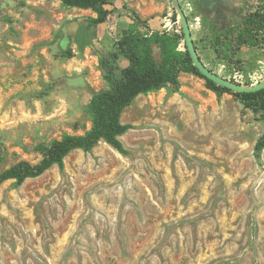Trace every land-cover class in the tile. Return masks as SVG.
Listing matches in <instances>:
<instances>
[{"label": "rangeland", "instance_id": "1", "mask_svg": "<svg viewBox=\"0 0 264 264\" xmlns=\"http://www.w3.org/2000/svg\"><path fill=\"white\" fill-rule=\"evenodd\" d=\"M153 1L161 11L146 14L150 0H139L137 15L164 31L175 20L172 1ZM178 1L209 67L243 85L264 79V50L243 48L234 57L241 63L226 64L208 50V21L218 19L203 16L197 0ZM4 6L0 172L38 163L40 145L84 134L92 93L107 87L87 45L97 43L98 26L83 46L70 38L92 12L40 0ZM106 39L113 49L120 38ZM122 122L131 126L121 137L126 154L100 142L38 178L0 186V264H264L263 112L181 74L178 91L135 100Z\"/></svg>", "mask_w": 264, "mask_h": 264}, {"label": "trees", "instance_id": "2", "mask_svg": "<svg viewBox=\"0 0 264 264\" xmlns=\"http://www.w3.org/2000/svg\"><path fill=\"white\" fill-rule=\"evenodd\" d=\"M47 1H60L67 8L91 10L96 16L88 19V29L106 23L112 13L108 9L112 5L110 0ZM222 16V21H208V50L214 51L230 66L241 63L240 60L234 61V57L243 48L264 50V0H247L232 10L224 9ZM130 17L133 23L123 31L112 50L104 53L93 41L87 43L93 55L98 57L99 69L107 84L106 88L92 93L89 104L91 128L82 135H64L49 145L38 146L36 152L41 153L42 159L36 164L20 161L0 172V186L9 180L22 185L28 179L38 178L52 167L62 166L65 158L73 151L88 152L100 142L126 154L121 137L131 126L122 122L125 110L142 94L147 95L167 87L178 91L181 74L199 76L217 95L233 94L246 108L264 114V89L256 93L239 94L216 85L202 76L194 66L185 43L182 45V30L181 33L153 31L136 12L131 11ZM174 18L176 20V13ZM195 48L201 61L215 72L204 62L196 41ZM63 54L72 57L69 44L64 47ZM123 59L128 61V66L123 67ZM231 80L235 82L233 78ZM262 150L264 134L256 145L257 156H260Z\"/></svg>", "mask_w": 264, "mask_h": 264}, {"label": "crops", "instance_id": "3", "mask_svg": "<svg viewBox=\"0 0 264 264\" xmlns=\"http://www.w3.org/2000/svg\"><path fill=\"white\" fill-rule=\"evenodd\" d=\"M40 1L51 3L60 9L61 8L69 9L67 7H64L60 1H47V0H40ZM113 1L114 2H111V0H110L112 5L108 6V9L112 11V13L109 16L108 21L102 25H99L98 28L96 30H94L95 32L98 31V34L96 36V37H98L96 39L98 41L96 44L95 43L94 44L96 45V47L101 52H104V53H107L108 51L112 50L110 48V46L106 43L109 41L106 38L108 36L116 37L117 35H119V38H120L123 31L128 29L129 26L133 23V21L130 17L131 11L133 10L138 14L140 12L139 10H141V4H139V0H113ZM141 1H147V0H141ZM244 1H247V0H221L222 5L224 7H228V8L237 7L240 4H242ZM125 4H127L126 5L127 8H125ZM163 6H164L163 4H162V6L160 4L157 5V4H155V2L153 0H150V3L147 4V7H149V9L145 10V12H146V14H148V13L153 14V13L161 11ZM71 9L75 10V12H77V11L92 12L91 10H82V9H78V8H71ZM87 24H88V22H87ZM149 27L153 31H155V30L161 31L160 28L159 29L157 28L158 23L156 22L155 19L149 22ZM86 30H88V25L85 28V30L79 29L78 30L79 33L76 32L75 34H70V38L75 37V40L78 42V44L80 46H83V44H81L82 43L81 40L89 36L86 33ZM106 33H108V34H106ZM89 34H90V36H92V33H89ZM67 35H68V32H67ZM193 39L195 42L194 36H193ZM95 57L98 59L97 56H95ZM121 64L123 65V67H126V66H128L129 63L127 60L123 59V60H121ZM149 94H151V93H149ZM145 99H146V95L142 94V95L138 96L135 100L138 101V100H145Z\"/></svg>", "mask_w": 264, "mask_h": 264}, {"label": "water", "instance_id": "4", "mask_svg": "<svg viewBox=\"0 0 264 264\" xmlns=\"http://www.w3.org/2000/svg\"><path fill=\"white\" fill-rule=\"evenodd\" d=\"M174 10L178 15L181 24V30L184 35V43L187 48V51L193 61L194 66L198 69L200 74L204 76L207 80L214 82L216 85L228 89L234 93H256L264 89V79L253 86L243 85L236 82H233L230 79H227L216 72L209 69L200 59L197 50L195 48V42L192 35V29L187 15L185 14L182 5L178 0H171ZM204 5L206 10H209L211 4L216 3L217 0H200ZM63 33L66 36L67 32L63 29Z\"/></svg>", "mask_w": 264, "mask_h": 264}, {"label": "flooded vegetation", "instance_id": "5", "mask_svg": "<svg viewBox=\"0 0 264 264\" xmlns=\"http://www.w3.org/2000/svg\"><path fill=\"white\" fill-rule=\"evenodd\" d=\"M245 2V1H244ZM243 2V3H244ZM242 3V4H243ZM216 4H219L220 6L218 7V6H216ZM242 4H240V5H242ZM197 5H199L200 6V9H199V12L203 15V16H206V15H209V14H213V16L214 17H216L218 20V22L219 21H222V18H223V16H222V12H223V10L224 9H230V10H232V9H234V8H228V7H224L223 5H222V2H221V0H217V2L216 3H213V4H211V6H210V8H209V10H206L205 8H204V5L200 2V0H197ZM239 5V6H240ZM0 9L1 10H4L5 9V6H4V0H0ZM221 9V10H220ZM210 20H212V19H210ZM213 21V20H212ZM227 25V24H226Z\"/></svg>", "mask_w": 264, "mask_h": 264}, {"label": "built area", "instance_id": "6", "mask_svg": "<svg viewBox=\"0 0 264 264\" xmlns=\"http://www.w3.org/2000/svg\"><path fill=\"white\" fill-rule=\"evenodd\" d=\"M198 25H200V19H196ZM164 31L167 33H179L181 32V24L179 18L174 20L173 22L169 21L168 23L165 24L164 26ZM236 79V77H234ZM237 82V81H236Z\"/></svg>", "mask_w": 264, "mask_h": 264}]
</instances>
